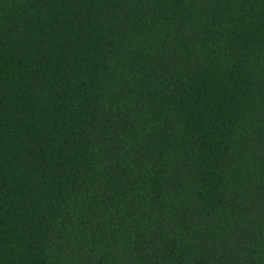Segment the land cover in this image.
<instances>
[{
    "label": "trees",
    "instance_id": "obj_1",
    "mask_svg": "<svg viewBox=\"0 0 264 264\" xmlns=\"http://www.w3.org/2000/svg\"><path fill=\"white\" fill-rule=\"evenodd\" d=\"M0 264H264V0H0Z\"/></svg>",
    "mask_w": 264,
    "mask_h": 264
}]
</instances>
